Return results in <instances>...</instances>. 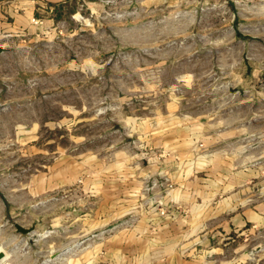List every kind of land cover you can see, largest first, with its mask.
<instances>
[{
  "label": "rangeland",
  "instance_id": "rangeland-1",
  "mask_svg": "<svg viewBox=\"0 0 264 264\" xmlns=\"http://www.w3.org/2000/svg\"><path fill=\"white\" fill-rule=\"evenodd\" d=\"M49 17L0 32V247L24 264H119L99 244L131 228L137 208L166 209L145 187L134 215L100 224L101 166L121 178L117 157L141 163L149 131L186 122L244 128L256 158L264 3L67 0Z\"/></svg>",
  "mask_w": 264,
  "mask_h": 264
},
{
  "label": "crops",
  "instance_id": "crops-1",
  "mask_svg": "<svg viewBox=\"0 0 264 264\" xmlns=\"http://www.w3.org/2000/svg\"><path fill=\"white\" fill-rule=\"evenodd\" d=\"M64 3L0 0V32L28 27L36 16L35 28H42ZM219 125L186 122L152 129L148 137L157 136L148 140L152 148L141 154V163L127 167L128 155L115 160L121 178L107 179L109 164L101 166L95 184L100 224L134 215L145 187L157 189L166 213L158 217L156 206L140 213L137 208L135 224L115 226L98 252L119 264H264V137L255 158L244 128ZM155 216L158 231L147 234L148 220ZM0 250V264H24Z\"/></svg>",
  "mask_w": 264,
  "mask_h": 264
},
{
  "label": "water",
  "instance_id": "water-1",
  "mask_svg": "<svg viewBox=\"0 0 264 264\" xmlns=\"http://www.w3.org/2000/svg\"><path fill=\"white\" fill-rule=\"evenodd\" d=\"M4 50L3 46L0 45V52H2ZM15 229L17 232H20L22 234H29L33 231L34 227L30 226V227H24L18 223L14 224ZM4 257V252L2 250H0V259H2Z\"/></svg>",
  "mask_w": 264,
  "mask_h": 264
},
{
  "label": "built area",
  "instance_id": "built-area-1",
  "mask_svg": "<svg viewBox=\"0 0 264 264\" xmlns=\"http://www.w3.org/2000/svg\"><path fill=\"white\" fill-rule=\"evenodd\" d=\"M233 1H234V2H244V1H250V2L258 1V2H259V1H263V0H233ZM32 20L36 22L35 19L32 18ZM161 213H163V211H161Z\"/></svg>",
  "mask_w": 264,
  "mask_h": 264
}]
</instances>
